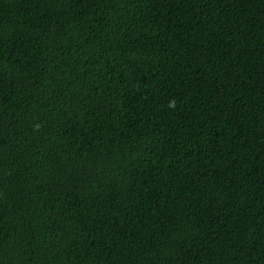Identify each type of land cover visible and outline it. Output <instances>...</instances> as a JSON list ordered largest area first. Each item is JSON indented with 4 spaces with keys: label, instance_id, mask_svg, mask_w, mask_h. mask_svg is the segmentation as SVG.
Wrapping results in <instances>:
<instances>
[{
    "label": "trees",
    "instance_id": "obj_1",
    "mask_svg": "<svg viewBox=\"0 0 264 264\" xmlns=\"http://www.w3.org/2000/svg\"><path fill=\"white\" fill-rule=\"evenodd\" d=\"M0 264H264V0H0Z\"/></svg>",
    "mask_w": 264,
    "mask_h": 264
}]
</instances>
